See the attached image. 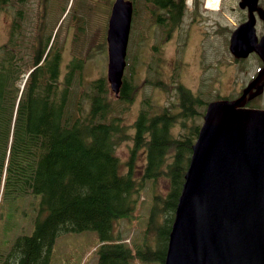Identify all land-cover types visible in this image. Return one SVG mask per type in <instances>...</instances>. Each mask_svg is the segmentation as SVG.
I'll return each instance as SVG.
<instances>
[{"label": "trees", "instance_id": "obj_1", "mask_svg": "<svg viewBox=\"0 0 264 264\" xmlns=\"http://www.w3.org/2000/svg\"><path fill=\"white\" fill-rule=\"evenodd\" d=\"M51 1L43 0L28 68L25 56L16 51L19 21L0 46V215L7 199L41 194L33 232L19 235L1 264H50L57 235L87 228L100 233L96 264H132L135 257L145 264H163L195 134L172 137L167 128L172 118L165 114L150 117L144 111L138 117L130 166L135 150L146 146L141 181H156L164 174L171 185L165 196L155 194L145 229L157 244L124 242L115 224L136 209L142 187L132 167L122 171L116 154L117 146L130 137L128 126L113 113L104 77L86 83L75 58L63 67L56 36L52 40L53 34L45 33ZM167 1L174 2L180 23L185 0ZM8 4L0 0V9ZM130 88L123 82L121 99L132 98ZM183 98L188 108L193 106L187 95Z\"/></svg>", "mask_w": 264, "mask_h": 264}, {"label": "rangeland", "instance_id": "obj_2", "mask_svg": "<svg viewBox=\"0 0 264 264\" xmlns=\"http://www.w3.org/2000/svg\"><path fill=\"white\" fill-rule=\"evenodd\" d=\"M84 1L52 0L45 23L46 26H49L48 33L50 34L51 31L53 37L57 36L55 46L61 50L64 67L75 58L82 64L86 83L99 77H104L108 81V52L107 46H105V33L112 0H86V3ZM133 1L135 12L127 46V66L124 73L127 75L126 82L133 88V95L129 101L120 99L112 90L108 95L115 105L113 113L121 116L122 121L128 126L130 134V137L121 142L116 149V154L121 161V169L127 172L132 167L133 174L142 182V187L137 208L130 216L120 218L116 222V230L131 246L143 243L145 240L156 245V237L153 234L145 233L147 221L150 219L149 209L154 193L163 196L168 193L171 179L162 174L156 181L151 178L141 181V174L144 171L142 168H145L147 162L145 146L135 150L130 166L129 162L135 146V142L131 138L134 134L133 123L145 107L146 99H149L152 105L150 108L152 114L157 113V108L161 109L164 106H169L175 114H178L182 111V107L179 95L172 87L174 82L171 66L166 64L164 69L157 70L155 57L149 52H146V60L140 62L143 49L149 42L158 38V33L150 17V15L152 16L151 9L147 8L150 15L146 13L145 0L144 5L143 0ZM43 6L42 0H9V4L0 9V46L9 40V32L14 28V24L18 23L15 18L18 15L16 51L25 56L27 68L38 32V15L43 10ZM201 7L202 3L196 9L188 7L189 18L196 17L201 12ZM90 10H92L91 14ZM197 28L199 29L198 24L192 30L195 37L198 35ZM228 39L229 33L223 32L221 42L218 38L215 39L216 46L214 48L209 44L206 45L202 52L201 62L198 58L199 52H187V58L190 61L189 68H184L181 75L175 73V76L195 94L191 105L201 101L206 103L218 95L219 91L223 95L235 96L241 90L244 81L256 68V62L259 65L260 61L256 55L233 62L230 52H214L220 44L227 42ZM156 45L161 47L162 44L159 41ZM166 50L169 57L172 53L171 48L168 46ZM151 63L154 67L151 66ZM160 63L164 64L165 62L160 61ZM202 65H207V69L204 70ZM24 79L22 78V83ZM232 85L237 89H233ZM202 108L203 106L196 109L201 111ZM179 118L180 120L173 129V133L176 135L183 131L180 125L187 128L201 121L200 116L186 118L185 122L182 117ZM176 137L181 138V135ZM171 161L172 157H169L168 162ZM40 208L41 194L39 193L20 195L4 203V211L0 217V253L7 251L18 235L33 232ZM100 244V233L94 228L62 232L53 242L50 264H96ZM1 261H3V257ZM132 264L145 263L135 257ZM151 264L162 263L158 261Z\"/></svg>", "mask_w": 264, "mask_h": 264}, {"label": "water", "instance_id": "obj_3", "mask_svg": "<svg viewBox=\"0 0 264 264\" xmlns=\"http://www.w3.org/2000/svg\"><path fill=\"white\" fill-rule=\"evenodd\" d=\"M132 11L131 0H115L109 20L108 78L116 94L126 65ZM249 39L256 42L253 29ZM256 49L264 60V35ZM240 101L208 104L164 264H264V109L239 108Z\"/></svg>", "mask_w": 264, "mask_h": 264}, {"label": "flooded vegetation", "instance_id": "obj_4", "mask_svg": "<svg viewBox=\"0 0 264 264\" xmlns=\"http://www.w3.org/2000/svg\"><path fill=\"white\" fill-rule=\"evenodd\" d=\"M145 2L146 7L150 8L151 1L145 0ZM152 3L153 22L158 33V38L151 43L149 42L143 49L140 62L146 60V52H149L155 57V63L158 66L157 70H160L161 68L164 69V65L169 64L172 68V73H174L173 76L176 77L178 81L181 80L175 76V73H179V75H181V71L184 68H189L190 66V61L187 58V52H199L198 58L201 62L204 47L209 44L212 48H214L216 46L215 39L218 38L221 42L223 32L229 33V39L227 42L222 43V45L220 44L214 52H250L248 56H259V51L256 47L264 34V0H221L216 8L203 6L201 12L196 17L192 19L186 16L180 24L176 22L177 9L174 2L157 0V2L152 1ZM164 4L166 5L164 6ZM186 11L187 9H185V12ZM197 24L199 29L197 28L198 35L195 37L192 30ZM242 28L245 30H243V32L239 35H236L233 40L234 31H239ZM252 29L256 36V42L249 39ZM159 41L162 44L161 47L156 45ZM168 46L171 48L172 52L169 57L166 54V47ZM247 47L250 48L249 51ZM236 59L239 60L241 58L237 55ZM160 61L165 63L161 64ZM255 65L256 68L249 75L247 80L244 81V84L238 94L230 97H240L247 88V94L241 105L242 108L264 109V75L263 73H259V71L263 68L264 63L259 62L258 65V62H256ZM151 66L154 67L153 63H151ZM202 66L204 70L208 67L207 65ZM261 75H263V77ZM176 83H173L172 85H175ZM174 88L179 95L178 88L175 86ZM233 89H237V87L234 88L233 86ZM218 95L224 96L220 91ZM180 104L182 109L187 105V102L184 101L183 94L180 98ZM168 109L173 111L169 106H164L161 109L157 108V113L154 114L153 117L165 114L173 120L174 115L172 113H174V111L170 113ZM142 112H140L139 116ZM195 116H200L201 119H203L204 114L201 115V111L197 110L194 105L183 109L179 113V117L184 119L183 122L186 121V118H194ZM178 120H180V118H176L172 125L167 126L170 135L174 134L173 129ZM159 126H162L161 122ZM180 127L183 131L177 135L174 134L175 136H178L181 133L186 136H191L197 134L199 130L198 124L188 126L187 128L182 125H180Z\"/></svg>", "mask_w": 264, "mask_h": 264}, {"label": "bare ground", "instance_id": "obj_5", "mask_svg": "<svg viewBox=\"0 0 264 264\" xmlns=\"http://www.w3.org/2000/svg\"><path fill=\"white\" fill-rule=\"evenodd\" d=\"M219 0H209V5H216L215 3H217Z\"/></svg>", "mask_w": 264, "mask_h": 264}]
</instances>
